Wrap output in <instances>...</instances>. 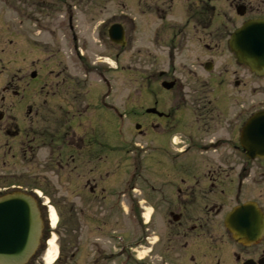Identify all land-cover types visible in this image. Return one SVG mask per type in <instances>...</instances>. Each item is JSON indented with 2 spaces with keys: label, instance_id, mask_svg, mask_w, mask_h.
Returning a JSON list of instances; mask_svg holds the SVG:
<instances>
[{
  "label": "flooded vegetation",
  "instance_id": "obj_1",
  "mask_svg": "<svg viewBox=\"0 0 264 264\" xmlns=\"http://www.w3.org/2000/svg\"><path fill=\"white\" fill-rule=\"evenodd\" d=\"M42 3L57 5L49 25L67 30L68 38L62 37L63 48L46 43L45 53H52L45 59V76L36 71L29 76L14 73L0 98V141L6 140L4 152L0 147V164L3 170L8 166L25 169L18 174L0 172V200L13 194L29 196L41 222L39 245L28 264H43L49 239L59 233L58 227H52V210L59 226L64 211L73 212L78 231L89 228L104 236L114 226V210H124L126 205L141 235L136 246L126 247L125 264H264V158L250 157L242 146L244 130L252 118L264 112V105L255 109L253 104L247 110L239 92L242 73L248 72L258 81H264V76L239 62L231 49L233 36L243 26L264 21V0H138L136 18L127 11L126 0H105L109 16L94 28V41H107L110 62L103 56L102 61L88 56L84 51L87 39L77 33L79 22L73 23L74 17L76 22L80 19L85 4L97 9L103 2ZM94 13L82 15L97 24ZM168 14L176 16L174 21L167 22ZM17 17L7 19V30L17 26ZM150 20L158 25L146 31ZM55 30H48L53 38ZM151 46L166 50L169 66L143 73L146 83L140 87L142 94L138 92L141 117L132 126L141 127V137L154 129L156 145L146 146L154 156L141 159L139 169L132 167L133 171L126 158V176L121 172L116 176L109 171L112 155L98 154L99 149L113 154V148L123 143L122 133L119 139L114 137L107 115L116 112L129 131L131 116L137 113L130 115L129 101L124 106L114 104L113 88L104 96L96 92L98 85L83 87L85 81L70 68L83 69L84 78L115 73L129 78L130 62L145 66ZM67 47L68 63L62 56ZM103 64L107 68L100 71ZM38 80L45 85L44 107H33L26 100L27 91ZM131 146L128 140L126 152ZM42 150L45 159L39 162ZM24 166L45 171L32 174ZM115 181L123 182L121 189L115 187ZM242 210L247 215L234 221L236 233L232 234L228 219ZM146 212L151 213L147 221ZM243 219L248 223L245 228ZM58 247L60 259L63 253L72 252L64 245ZM81 248L73 249L71 259H76ZM135 249H141L143 256L138 258Z\"/></svg>",
  "mask_w": 264,
  "mask_h": 264
},
{
  "label": "rangeland",
  "instance_id": "obj_2",
  "mask_svg": "<svg viewBox=\"0 0 264 264\" xmlns=\"http://www.w3.org/2000/svg\"><path fill=\"white\" fill-rule=\"evenodd\" d=\"M88 0H86L87 2ZM99 3L103 2V4H100L97 9H95L91 5H84L81 9L82 13L80 16V19L77 20L76 18H73L74 25H78V31L77 33L82 38H86L87 42H85L86 47L84 51H88V56L94 58V60L102 61L103 57L109 59V50H108V44L106 43V40H101V42L94 41L97 39L96 33L94 34V28L98 26V24L101 21H105L106 18L109 16L107 15L108 10L110 11V8L107 6V3H105V0H97ZM129 8L127 11L134 16L137 17V13L140 10L137 8V1L138 0H126ZM149 1V0H148ZM155 1V0H153ZM151 2V1H150ZM77 4V3H76ZM151 6H154L153 4H150ZM65 8V7H64ZM96 12V23L90 22L88 17L83 16L84 13L89 12ZM113 11H116L114 8ZM148 11V10H147ZM18 12V13H17ZM58 12L57 5H51L50 4H44L42 2H37L35 0H0V13L4 21H0V98L3 97V89L5 86H8V81L10 80V76L14 73H18L20 75L22 72H27V75L29 76L31 72H37L38 76L41 74H44L45 76V59H47L48 56H51L52 52H46L45 53V46L46 43L50 44H61L62 48L64 47L62 45V37L68 38L69 32L67 30L65 31H59L58 28L55 30V27L52 25H49V22H52V18L55 17ZM17 14V26H13L10 30L6 29L7 24L9 23V17L12 15L16 17ZM95 14V13H94ZM95 14V15H96ZM136 14V15H135ZM154 13L151 14V17H154ZM176 17L175 15H173ZM173 16L168 14L167 22L174 21ZM1 17V16H0ZM1 19V18H0ZM4 22V24H3ZM147 22V21H145ZM149 25L146 24L145 29L147 31L148 28H154L157 27L158 22L156 21L157 25H155V20H150ZM46 25L48 28H46ZM53 29L56 31L55 37H51L52 35L48 32V30ZM76 28V26H75ZM6 30V31H5ZM98 30H96L97 32ZM8 32V33H7ZM51 35V36H50ZM148 40V36H146L145 41ZM84 39L81 41L83 44ZM91 41V42H90ZM66 41L64 40L63 43ZM92 46L90 47L89 44ZM154 47V46H153ZM52 48V47H51ZM152 49V53L147 55L148 57V63H146L145 66L142 68L138 63L130 62V73L129 78L123 77L121 73H115L113 76L110 74H105V76L102 75H94L90 74L91 76H88L87 78H84V70L81 69L80 71L74 70L72 67L70 68L71 72L73 73H79L80 78L82 81H85L83 83L84 85L91 84V85H98L97 93H100L101 95H106L109 92L108 86L106 84H103L104 78L107 79H113L114 81L111 84V87L113 88V95H112V101L117 106L122 105L124 106V101H129V110L128 112L130 115H134V113H137L134 116H131V125L129 127L130 130L126 131V129L123 126V123L121 119H119L115 114L112 112L108 113V117L111 118L112 126L110 127L113 131V135L115 138H120V133L123 134V143L120 144L118 148H113V154L110 153V150H98V154L101 156L106 155H112L113 157V165L112 167H109V171L111 173H114L117 175L118 172L126 173L128 172L127 169H125L126 164V158L129 160V167L130 171L132 170V167H135L139 169V161L141 159H146L150 156V148H147V145H150V147L154 148L157 141V135L154 131V129H148L147 134L144 137H141L136 129L133 128L132 124L139 122V117H141V112L139 109V94H142L141 92V85L145 84L146 81L144 80V75L152 74L154 70L162 69L165 70L168 68L169 64L168 61H166L165 57V49L163 47H160V49L156 48ZM47 51V50H46ZM132 51V50H131ZM130 51V52H131ZM134 53V49L132 51ZM165 52V53H164ZM86 53V52H85ZM129 53V52H128ZM132 53V54H133ZM62 56L64 57L65 61L68 63V47L62 52ZM103 56V57H102ZM68 57V58H67ZM154 57L156 61L151 58ZM88 59V57H87ZM93 60V59H92ZM132 60L131 54L129 53V61ZM110 62V61H109ZM86 65V63L84 64ZM84 65H81L82 67ZM100 65V64H99ZM103 64V66H99L98 69L101 71L103 68H107V65ZM153 65L155 67H153ZM110 67V66H108ZM6 71V73H4ZM77 71V72H76ZM145 73V74H143ZM247 77H245V76ZM110 77V78H109ZM242 81L243 84L239 88L242 96V103L247 110L251 109L252 105L255 104V109H259L264 105V81H258L257 79H254L253 76L246 73H242ZM93 82V83H92ZM101 83V84H100ZM245 84V86H244ZM44 82L43 81H34L32 84V90H28L26 93L27 102L33 106V107H44V101H45V89L43 88ZM82 87V88H83ZM238 90V89H237ZM252 96V97H251ZM111 99V98H110ZM9 98L7 99V103H9ZM135 105V106H134ZM146 105V104H145ZM27 118V117H26ZM132 118L133 121H132ZM28 119V118H27ZM129 119V118H128ZM100 126L98 127V129ZM98 134H100L98 132ZM0 136H2L0 134ZM128 140L132 141L133 146L129 148V152H126V147ZM6 140L2 138L0 141V147L2 148V152L5 151V142ZM111 143L112 145L115 144L114 140ZM144 148V150H143ZM151 152H153L151 150ZM152 156H154L153 153H151ZM43 159H45V151L42 150L39 152L38 160L41 162ZM147 160V159H146ZM145 160V161H146ZM25 167V166H24ZM26 168V167H25ZM23 169H18V171L14 170L13 167L8 166L6 170L2 169V164H0V172L5 171V173L9 174H18L19 172H24ZM26 170L30 173H39L45 171V169H27ZM133 171V170H132ZM150 171V170H147ZM38 173V174H39ZM120 173V174H121ZM124 173L123 176H126ZM41 176V175H40ZM115 177V176H114ZM132 177V176H131ZM130 177V178H131ZM122 179V178H121ZM123 177V181H124ZM18 181V179H17ZM19 182V181H18ZM21 183V182H19ZM23 183V182H22ZM123 182L121 181H115V187L118 189H121V185ZM101 185V183H99ZM111 186V185H110ZM102 187V186H101ZM123 189V188H122ZM129 205L125 207V209H115L114 210V221L112 224L114 226H111L108 234L102 236L99 234H95L91 229H82V231H78L76 229V223L73 221L74 213L70 212L71 215L67 211H64L65 218L62 220V223L57 225L59 228V233L54 232L56 235H53L50 239L55 238L57 240V244L64 245L69 248V251H72L70 253H63L61 256V259L57 262V264H91L93 261V264H121L125 258H126V252L128 245L130 246H136L137 242L139 241V237L141 235L140 227L136 225V219L133 218L131 214V209L128 208ZM127 210V211H126ZM129 212V221L127 222V219L125 217V214ZM147 213V212H146ZM117 214V215H116ZM123 217L125 219L123 220ZM118 218V219H117ZM156 215H154V221L156 220ZM124 226V227H123ZM125 231L129 232L124 233ZM90 233H86V231ZM122 230V232L120 231ZM124 233L126 239H125V245H119L116 243L113 239H111V236H115L114 234H120ZM90 234V235H88ZM100 238L99 241H96ZM49 239V240H50ZM58 239L60 240L58 242ZM95 242V244H92L91 242ZM129 241V242H128ZM78 245L82 246L81 252L76 257V259L72 260L71 256L74 252V248H76ZM136 248V247H135ZM91 250L94 254V257L89 252ZM141 249H135L137 257H141L140 252ZM103 252V254H102ZM145 252V251H144ZM148 251L145 252L147 254ZM96 254V256H95ZM38 263H42V260H37ZM44 264V263H43Z\"/></svg>",
  "mask_w": 264,
  "mask_h": 264
},
{
  "label": "water",
  "instance_id": "obj_3",
  "mask_svg": "<svg viewBox=\"0 0 264 264\" xmlns=\"http://www.w3.org/2000/svg\"><path fill=\"white\" fill-rule=\"evenodd\" d=\"M231 48L241 63L248 65L257 75H264L263 21L245 25L233 36ZM242 146L250 157L264 158V113L249 122L244 130ZM242 215L246 216L247 210L235 212L228 219L227 225L233 234L236 233L234 221L242 220ZM243 220L242 228H245L248 223ZM40 232L41 222L35 203L29 196L15 194L0 200V264L28 263L39 245Z\"/></svg>",
  "mask_w": 264,
  "mask_h": 264
},
{
  "label": "bare ground",
  "instance_id": "obj_4",
  "mask_svg": "<svg viewBox=\"0 0 264 264\" xmlns=\"http://www.w3.org/2000/svg\"><path fill=\"white\" fill-rule=\"evenodd\" d=\"M150 213H148L147 218L149 217ZM51 219H52V226L54 227L56 225L57 222V217L55 215V212L52 210L51 211ZM49 249L48 252L46 254V264H53L55 262V260L58 257V248L56 245V239L52 238L51 240H49Z\"/></svg>",
  "mask_w": 264,
  "mask_h": 264
}]
</instances>
